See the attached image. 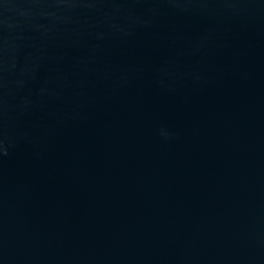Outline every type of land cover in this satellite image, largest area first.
<instances>
[{"label":"water","instance_id":"obj_1","mask_svg":"<svg viewBox=\"0 0 264 264\" xmlns=\"http://www.w3.org/2000/svg\"><path fill=\"white\" fill-rule=\"evenodd\" d=\"M0 264H264V0H0Z\"/></svg>","mask_w":264,"mask_h":264}]
</instances>
